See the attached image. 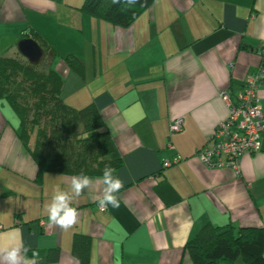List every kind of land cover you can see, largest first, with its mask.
<instances>
[{
	"label": "crops",
	"instance_id": "0c3cea01",
	"mask_svg": "<svg viewBox=\"0 0 264 264\" xmlns=\"http://www.w3.org/2000/svg\"><path fill=\"white\" fill-rule=\"evenodd\" d=\"M83 2L0 0V58L17 54L29 32L53 53L61 99L75 110L93 105L111 155L121 159L120 207L100 211L104 185L90 177L71 201L78 222L53 224V189L68 191L72 176H38L28 151L34 141L26 148L19 140V120L0 95V255L23 246L38 264H79L72 245L80 235L89 239L88 264H193L185 245L206 226L264 231V130L238 176L206 169L196 156L228 117L221 95L235 102L259 66L264 0H155L127 28L85 14ZM258 95L264 113V88ZM176 119L182 129L171 134ZM51 250L59 252L55 263L42 260Z\"/></svg>",
	"mask_w": 264,
	"mask_h": 264
},
{
	"label": "trees",
	"instance_id": "16d2710c",
	"mask_svg": "<svg viewBox=\"0 0 264 264\" xmlns=\"http://www.w3.org/2000/svg\"><path fill=\"white\" fill-rule=\"evenodd\" d=\"M154 1L84 0L80 10L127 28ZM29 36L33 40L37 38L31 32L25 35ZM43 51L45 59L37 66L29 64L19 52L13 57L0 58V95L19 120L16 133L26 148L34 134V145L28 151L38 176L45 172L71 176L83 173L101 178L106 165L113 168L116 175L122 162L111 155L98 111L93 105L75 110L63 102L60 97L63 78L50 65L53 53L45 48ZM65 61L71 67L79 64L74 57H67ZM184 249L193 264H232L238 260L245 264H264V231L206 226ZM72 255L79 264H88L89 239L86 236L74 237ZM43 256L42 260L55 263L59 252L51 250Z\"/></svg>",
	"mask_w": 264,
	"mask_h": 264
},
{
	"label": "built area",
	"instance_id": "2783aa9c",
	"mask_svg": "<svg viewBox=\"0 0 264 264\" xmlns=\"http://www.w3.org/2000/svg\"><path fill=\"white\" fill-rule=\"evenodd\" d=\"M260 62L256 72L247 76L242 92L232 102L230 96L222 94V99L229 108L228 117L220 122L205 144L197 151L200 163L209 170L227 168L240 174V159L245 154L260 151V135L264 130V113L258 91L264 88V43L256 50ZM182 119H176L169 127L171 134L182 129ZM179 157L164 161L163 168L178 164ZM100 211H105L99 208ZM39 226H47L46 220H40ZM2 227L0 226V231Z\"/></svg>",
	"mask_w": 264,
	"mask_h": 264
},
{
	"label": "clouds",
	"instance_id": "9594fccd",
	"mask_svg": "<svg viewBox=\"0 0 264 264\" xmlns=\"http://www.w3.org/2000/svg\"><path fill=\"white\" fill-rule=\"evenodd\" d=\"M115 170L110 166H105L102 174L103 195L98 200V207L101 209L111 206L116 209L120 207V201L116 195L124 186V182ZM93 182L92 178L81 173L71 178V185L68 191L54 188V195L51 203L47 206L49 220L63 229H68L78 222V211L71 204L74 197H79L81 193ZM29 249L23 246L12 247L0 255V264H38L37 253L29 258Z\"/></svg>",
	"mask_w": 264,
	"mask_h": 264
},
{
	"label": "water",
	"instance_id": "95a60500",
	"mask_svg": "<svg viewBox=\"0 0 264 264\" xmlns=\"http://www.w3.org/2000/svg\"><path fill=\"white\" fill-rule=\"evenodd\" d=\"M17 50L29 64L37 66L45 59L43 49L33 39H24L18 43Z\"/></svg>",
	"mask_w": 264,
	"mask_h": 264
},
{
	"label": "rangeland",
	"instance_id": "374dc122",
	"mask_svg": "<svg viewBox=\"0 0 264 264\" xmlns=\"http://www.w3.org/2000/svg\"><path fill=\"white\" fill-rule=\"evenodd\" d=\"M33 137H34V134L32 135V138H30L32 143H33ZM31 142H30V143H31Z\"/></svg>",
	"mask_w": 264,
	"mask_h": 264
}]
</instances>
